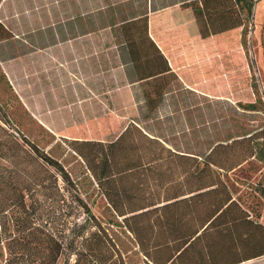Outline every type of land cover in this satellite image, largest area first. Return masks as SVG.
I'll return each mask as SVG.
<instances>
[{
  "label": "rangeland",
  "instance_id": "1",
  "mask_svg": "<svg viewBox=\"0 0 264 264\" xmlns=\"http://www.w3.org/2000/svg\"><path fill=\"white\" fill-rule=\"evenodd\" d=\"M54 5L55 0H0V20L16 34L0 43V74H5L0 75V264H93L81 242L98 228L106 240L102 249L115 244L119 264H141L134 236L109 207L71 142L115 139L131 119L174 148L199 154L216 141L260 132L264 0L257 2L245 32L243 25L206 37L197 24L193 35L184 24L152 29L171 61L175 54L180 66L187 64L204 76L187 82L199 91L186 90L182 81L173 80L154 120L143 117L142 88L127 84L122 49L111 37L107 45L108 38L96 37V43L83 39L57 51L43 48L56 24ZM250 102H256L258 110L238 106ZM44 154L63 165L70 182L59 176L58 187L51 181L47 188L41 183L48 170ZM233 183L234 195L264 223V157L244 163ZM47 233L52 239L39 240ZM55 239L64 245L56 258L49 254Z\"/></svg>",
  "mask_w": 264,
  "mask_h": 264
},
{
  "label": "trees",
  "instance_id": "2",
  "mask_svg": "<svg viewBox=\"0 0 264 264\" xmlns=\"http://www.w3.org/2000/svg\"><path fill=\"white\" fill-rule=\"evenodd\" d=\"M258 1L55 0L56 24L43 48L57 51L70 42L72 46L78 44L75 42L80 39L96 43V37L108 38L107 45L111 37L122 49L121 66L126 67L127 84L137 83L142 88L143 117L153 119L172 91L171 82L179 79L153 34L152 29L157 28L154 14L178 5L185 14L190 8L193 14L189 11L187 16L197 22L199 33L206 37L241 25L245 32L252 24ZM15 38L0 20V43ZM0 75L5 77L3 72ZM238 106L258 110L256 102ZM71 143L109 207L123 218L134 236L143 256L141 264H236L264 255V223L234 195L233 183L235 171L244 163L264 157V128L216 141L202 154L174 148L135 119L115 139H75ZM43 157L48 170L41 183H46V188L50 181L58 187L59 176L70 182L57 159L47 154ZM30 192L33 195V189ZM101 231L93 230L81 242V250L90 253L93 264H119L115 244L102 249L106 240ZM1 235L0 231V245ZM28 235L35 239L32 230ZM52 237L47 233L39 240ZM54 241L55 248H50L49 254L56 258L64 252V245L61 240Z\"/></svg>",
  "mask_w": 264,
  "mask_h": 264
},
{
  "label": "crops",
  "instance_id": "3",
  "mask_svg": "<svg viewBox=\"0 0 264 264\" xmlns=\"http://www.w3.org/2000/svg\"><path fill=\"white\" fill-rule=\"evenodd\" d=\"M179 9H182V7H180V5L173 6V7H169L166 8L164 10H161L157 13L154 14L155 16V21H156V27H163V26H167V27H176L179 26L180 24H184V27L182 26L183 29H185L186 27L188 28V32L193 35L194 31L193 28L196 26V21H194V19H190L189 16H187V13L184 14L182 11H180ZM176 11H180L181 13L179 15H176ZM179 13V12H178ZM175 15V16H174ZM192 18V17H191ZM187 31V29L185 30ZM83 39L77 40L78 42L75 43H80L82 42ZM72 43V42H70ZM60 46H62V43H59ZM78 45V44H76ZM75 54L77 55V49L74 48ZM186 61L189 60V56L186 55ZM169 58V57H168ZM177 58L174 55H172V61L174 62L173 65L171 59L169 58V65L172 68V71L176 72L179 79L178 81H182L184 84V86L194 89L195 91H199V89L194 88L192 86H190L187 82H190L192 78H194V76L199 75V77H204L202 74H200V72H198V74L193 73L191 69V66H188L187 64L185 65H181L177 63ZM87 64V62L85 63ZM74 65V63H73ZM90 68H92L90 66ZM196 69V68H195ZM195 79V78H194ZM210 91V90H207ZM236 264H264V255L260 256V257H256V258H252V259H248V260H244L240 263H236Z\"/></svg>",
  "mask_w": 264,
  "mask_h": 264
}]
</instances>
